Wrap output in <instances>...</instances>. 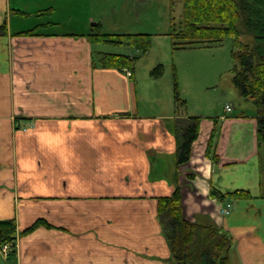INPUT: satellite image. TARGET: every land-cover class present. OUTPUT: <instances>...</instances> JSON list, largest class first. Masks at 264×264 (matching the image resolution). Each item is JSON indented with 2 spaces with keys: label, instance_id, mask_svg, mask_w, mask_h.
Returning a JSON list of instances; mask_svg holds the SVG:
<instances>
[{
  "label": "crops",
  "instance_id": "1",
  "mask_svg": "<svg viewBox=\"0 0 264 264\" xmlns=\"http://www.w3.org/2000/svg\"><path fill=\"white\" fill-rule=\"evenodd\" d=\"M51 1L0 0V27H8L0 33V221L17 223L16 249L0 251V264H177L157 200L179 186L188 222L233 239L231 264H264L258 107L178 111L174 88L151 75V62L132 76L95 68L102 52L92 30L53 33L51 21L27 29L15 22L30 17V4L45 3L40 17L54 12ZM36 28L40 35L24 34ZM140 70H150L148 85H140ZM190 117H200V135L189 163L179 164V125ZM216 121L217 163L206 156ZM238 190L252 197L212 196Z\"/></svg>",
  "mask_w": 264,
  "mask_h": 264
},
{
  "label": "trees",
  "instance_id": "2",
  "mask_svg": "<svg viewBox=\"0 0 264 264\" xmlns=\"http://www.w3.org/2000/svg\"><path fill=\"white\" fill-rule=\"evenodd\" d=\"M184 11L181 21L173 20L169 34L174 50L208 48L220 46L227 38H233L232 56L235 66L233 83L244 100L258 107V142H264V0H183ZM7 25L0 27V33L7 32ZM37 29L25 32L26 35H40ZM243 35L254 38L253 44L242 42ZM94 44L111 43L130 45L140 53L149 54L152 44L146 34H105L101 30L89 34ZM95 68L125 71L134 68V58L123 54L97 53L93 59ZM163 67L151 72L161 78ZM174 99L177 110H184L187 102L182 98L177 78L174 79ZM181 147L178 163L188 164L191 159L193 143L200 135V117H190L180 121ZM220 126L216 121L209 140L206 156L214 162L219 161L216 154V140ZM221 201L250 199L251 193L238 192L221 194L214 191ZM158 215L161 219L167 240L170 243L177 264H231L230 251L233 239L217 226H202L190 223L183 216L182 192L176 187L172 195L157 200ZM40 223L30 227L33 230ZM17 223L14 220L0 221V248L5 243L17 240Z\"/></svg>",
  "mask_w": 264,
  "mask_h": 264
},
{
  "label": "rangeland",
  "instance_id": "3",
  "mask_svg": "<svg viewBox=\"0 0 264 264\" xmlns=\"http://www.w3.org/2000/svg\"><path fill=\"white\" fill-rule=\"evenodd\" d=\"M50 5L55 11L49 8L50 14L47 10L41 17L39 14L42 9L46 10L45 3L27 5L31 8L30 17L14 20L17 24L30 25L25 26L26 29L35 24L37 19H43L41 22L46 21L47 24L51 21L54 25H48L47 28L53 33L75 31L89 34L91 30H101L111 35H150L152 44L147 55L127 44L103 42L96 43L95 48L102 53L129 55L134 58L136 69L141 65L147 67V62L154 64L152 71L163 67L162 82L173 87L176 77L181 96L187 102L186 110L197 115L219 113L226 104H231L237 113H241L246 106L249 112L256 110L253 102L242 99L233 83V38H227L220 46L208 49H173L169 34L172 32L173 20L181 21L183 18V0H53ZM34 14L39 17L33 18ZM243 41L253 44L254 38L243 35ZM150 70H140V77L143 78L141 86L148 85ZM261 154L264 165V147Z\"/></svg>",
  "mask_w": 264,
  "mask_h": 264
},
{
  "label": "built area",
  "instance_id": "4",
  "mask_svg": "<svg viewBox=\"0 0 264 264\" xmlns=\"http://www.w3.org/2000/svg\"><path fill=\"white\" fill-rule=\"evenodd\" d=\"M127 74L130 76L131 75V72L128 70L127 71ZM226 110L227 112H232L233 111V108L231 105H226ZM232 208V204L229 203L226 205V207L222 208L221 210V213L224 214V215H227L230 213V210ZM15 248L14 244L13 243H6L3 248H2V254L4 256L8 255L11 251H13V249Z\"/></svg>",
  "mask_w": 264,
  "mask_h": 264
}]
</instances>
